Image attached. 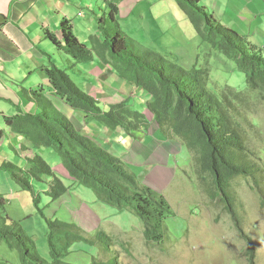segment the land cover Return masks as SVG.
Listing matches in <instances>:
<instances>
[{"label": "trees", "instance_id": "16d2710c", "mask_svg": "<svg viewBox=\"0 0 264 264\" xmlns=\"http://www.w3.org/2000/svg\"><path fill=\"white\" fill-rule=\"evenodd\" d=\"M175 2L189 24L199 29L201 43L237 64L245 77V91L224 86L216 96L207 87L209 67H199L196 61L187 70L170 62L161 52L127 40L119 29L117 6L109 2L106 15L98 20L100 38L90 37L89 47L80 43L67 19L60 24L61 39L48 30L44 32V38L67 55L74 66L91 63L95 54L104 58L108 53L107 63L117 77L148 95V113L163 134H168L189 153L190 167L202 182L209 200L222 206L244 242L245 264H256L255 246L242 229L232 184L238 179L251 182L261 196L264 209L258 180L263 173L259 163L261 156L250 150L249 135L256 127L250 117L254 116L259 102L264 101V55L246 37L216 21L200 0ZM44 71L55 96L71 110L82 114L86 124L94 122L108 131L121 130L132 139L135 131L147 130L145 114L134 111L128 100L103 110L71 80L66 70L53 65ZM31 95L36 105H42L37 92ZM4 123L9 132L22 137L32 151L24 158L22 167L8 161L0 163V170L8 173L19 189L31 192L34 181L48 177L50 183L46 194L51 202L64 198L76 187L88 189L101 204L133 214L141 224L142 236L148 246L165 243L166 222L176 216L165 196L146 186L119 157L83 135L63 113L47 110L42 105L37 113L6 117ZM44 149L56 153L71 188L65 186L39 153ZM3 201L0 194V203ZM3 213L0 214V243L5 242L10 251L17 253L19 264H76L67 261L71 254L79 252L73 250L76 245L85 246L89 249H84L87 252L93 253L96 249L105 254L112 253L106 262L90 254L91 264H118L115 239L103 230H97L90 236L92 238H87L76 223L48 218H45V225L49 260H46L39 255L36 243L27 236L21 221ZM84 250L80 249L85 253ZM0 264L9 263L0 259Z\"/></svg>", "mask_w": 264, "mask_h": 264}, {"label": "rangeland", "instance_id": "374dc122", "mask_svg": "<svg viewBox=\"0 0 264 264\" xmlns=\"http://www.w3.org/2000/svg\"><path fill=\"white\" fill-rule=\"evenodd\" d=\"M101 13L103 12H98L100 17H102ZM133 23L136 26L124 28L127 40L152 50H155L157 45L165 44L164 49L167 52L164 56L170 62L177 63L187 70L196 61L199 67H209L207 87L214 95L219 96L224 86L238 92L247 89L245 77L238 70L237 64L211 51L207 44L201 43L198 36L199 29H192L194 35L187 36L184 33L183 38L176 35L174 38H153L151 37L153 32L147 35V30L151 28L137 24V21ZM258 39L249 38V41L255 44ZM80 43L83 44V42ZM172 52L177 53L178 56L175 57ZM166 53H170L171 56ZM62 56L68 58L67 55ZM62 56L60 58H63ZM108 60L107 58V62ZM98 61L91 66L99 67ZM70 62L71 60L62 62L60 69L66 70L71 80L83 89L86 65L81 64L74 68L73 62L72 65ZM109 84H115L113 77ZM134 93L136 100L133 99L129 104L134 111L141 112L146 105L147 94L142 90L139 91V95L136 91ZM109 107L107 106L106 109ZM250 120L256 125L249 131L250 150H255L256 154L259 153L261 156L259 163L263 173L262 178L258 180L264 198V101L259 102ZM9 143L7 139L0 144V163L6 157L8 161L20 164L21 160L9 147ZM41 154L65 186L70 187L71 182L63 176L64 169L56 153L44 149L41 150ZM189 156V153L182 149L179 154L172 156L168 166L174 171V175L169 185L162 189V194L176 216L166 222L167 239L160 246L152 247L145 243L141 224L133 214L128 211L118 212L112 207L101 204L88 189L76 187V192H72L71 196L67 194L64 198L51 202L46 194L50 183L48 177H43L41 181H34L33 190L28 192L19 189L11 181L8 173L0 170V194L4 200L3 204L0 203V214L5 212L12 219L20 220L27 236L36 243L39 255L46 260H49L45 225V218H48L76 224L81 221L80 225H77L87 238H92L90 236L97 230H103L115 239L114 252L118 264H245L244 242L238 236L230 217L223 211L222 206L209 200L202 182L190 167ZM135 171L133 170L135 175L140 177V174ZM232 194L242 229L254 243L256 264H264V209L261 207V196L252 187V183L244 179H238L232 184ZM83 204L84 208L81 207ZM80 249L89 251L83 245L74 246L73 250L79 252L67 258L69 263L91 264L90 254L96 255L98 260L105 262L112 257V253L105 254L96 249L93 253L86 250L84 253ZM0 259L9 264H19L17 253L10 251L5 242L0 243Z\"/></svg>", "mask_w": 264, "mask_h": 264}, {"label": "crops", "instance_id": "0c3cea01", "mask_svg": "<svg viewBox=\"0 0 264 264\" xmlns=\"http://www.w3.org/2000/svg\"><path fill=\"white\" fill-rule=\"evenodd\" d=\"M107 2L117 6L116 18L124 34V28L136 26L134 21L151 28L147 30V35L153 32V38H174V35L183 38L184 33L187 36L195 34L192 30L194 27L175 0H0V144L7 139L10 141L9 147L21 160L20 164H14L22 167L24 158L32 151L22 137L9 132L4 119L18 114L37 113L43 105L47 110L55 109L63 113L83 135L136 170L146 186L162 193L174 175V171L168 167L171 158L182 149L168 134L162 133L148 113V95L141 111L146 113L147 130L135 131L132 139L121 130L108 131L94 122L86 124L82 114L71 110L55 96L44 71L53 65L60 68L62 62L71 60L68 56L64 58L62 55L65 54L44 38L45 30L61 39L60 24L67 19L78 40L89 47V38L98 37V12H103L101 16L106 15ZM200 4L216 21L246 37L264 55V0H200ZM249 38L259 39L253 44ZM164 48L165 44L157 45L155 50L164 55L167 52ZM166 55L171 56L170 53ZM173 55L178 56L177 53ZM96 58L99 57L95 54L91 63L84 64L87 67L84 68L86 79L83 89L77 86L95 99L103 110L123 100L130 103L133 99L135 101L134 91L139 95L141 89L117 77L107 63L106 53L100 61ZM96 61L99 67H92ZM111 77L115 84H109ZM32 92L40 95L42 105H36ZM5 161H8L6 157L3 159ZM72 192H76L75 188L68 195L71 196ZM75 197L77 201L80 200L76 194ZM80 223L78 221L77 224Z\"/></svg>", "mask_w": 264, "mask_h": 264}]
</instances>
